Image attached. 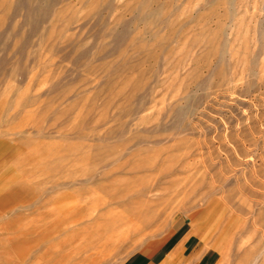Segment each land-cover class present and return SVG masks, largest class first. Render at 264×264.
I'll use <instances>...</instances> for the list:
<instances>
[{
	"label": "rangeland",
	"instance_id": "obj_1",
	"mask_svg": "<svg viewBox=\"0 0 264 264\" xmlns=\"http://www.w3.org/2000/svg\"><path fill=\"white\" fill-rule=\"evenodd\" d=\"M170 257L264 264V0H0V264Z\"/></svg>",
	"mask_w": 264,
	"mask_h": 264
},
{
	"label": "bare ground",
	"instance_id": "obj_2",
	"mask_svg": "<svg viewBox=\"0 0 264 264\" xmlns=\"http://www.w3.org/2000/svg\"><path fill=\"white\" fill-rule=\"evenodd\" d=\"M126 170V169H125ZM149 182H147L146 184H148ZM142 184V183H141ZM139 184V186L141 185ZM131 186V185H130ZM136 186V185H135ZM138 186V185H137ZM151 186H152V183H151ZM151 186L150 185H146V186H143L141 188H137V190L133 189V191H136L137 192V196L138 194H144L146 192H149L151 191ZM116 187V186H115ZM128 190V189H127ZM124 189V193L118 197L119 199H117V201L119 200L120 202L121 201H124V205H126L129 200L125 201L124 200V197L125 195L124 194H127L126 191ZM153 190V188H152ZM129 192V191H128ZM130 194V193H129ZM131 195V194H130ZM136 196V194H134ZM134 196V197H135ZM115 198L112 196L110 198V200H114ZM134 199V198H133ZM104 200V199H103ZM137 200V199H136ZM139 200V199H138ZM116 201V200H115ZM135 201V200H134ZM107 202V201H106ZM134 203V202H133ZM135 203H138V202H135ZM106 222H107V226H111V229H112V236H115L116 238H120L122 236H124L123 238H129L131 235L133 236L134 234L138 233V231H140L141 229V226L139 224H141L140 222V216L137 215L136 212H125L124 210H120L119 212H112V211H109L107 214H106ZM140 222V223H139ZM114 229V230H113ZM110 233V231H109ZM116 233V235H114ZM108 236V234H107ZM109 237H111L109 235ZM109 237H107L109 239ZM115 238V240H116ZM201 238V237H200ZM122 239V238H121ZM110 241V240H108ZM108 241L107 242H104V244H108ZM112 242V241H110ZM182 245V244H181ZM171 249V248H170ZM175 255V254H174ZM170 261V260H169ZM165 261H163L164 263ZM168 262V261H167ZM166 262V263H167Z\"/></svg>",
	"mask_w": 264,
	"mask_h": 264
},
{
	"label": "crops",
	"instance_id": "obj_3",
	"mask_svg": "<svg viewBox=\"0 0 264 264\" xmlns=\"http://www.w3.org/2000/svg\"><path fill=\"white\" fill-rule=\"evenodd\" d=\"M170 260V261H169ZM173 259L170 257V258H165V259H163V261H165L164 263H163V261L160 263V264H171L173 261H172ZM168 261V262H167ZM167 262V263H166ZM170 262V263H169ZM154 263V262H153ZM152 263V264H153ZM146 264H151V262H149V263H146ZM155 264V263H154ZM209 264H210V262H209Z\"/></svg>",
	"mask_w": 264,
	"mask_h": 264
}]
</instances>
